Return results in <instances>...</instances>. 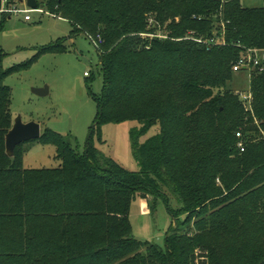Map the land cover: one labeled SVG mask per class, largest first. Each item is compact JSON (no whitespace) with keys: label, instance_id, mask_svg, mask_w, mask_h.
Here are the masks:
<instances>
[{"label":"trees","instance_id":"obj_1","mask_svg":"<svg viewBox=\"0 0 264 264\" xmlns=\"http://www.w3.org/2000/svg\"><path fill=\"white\" fill-rule=\"evenodd\" d=\"M36 3L69 22V39L83 35L94 45L102 91L93 97L97 113L83 153L45 129L34 142L52 145L59 166L24 169L21 145L5 155L12 93L4 79L32 61L6 71L0 65V264H195L196 252L205 264H264V73L251 74L252 113L227 88L243 51L264 47V6ZM65 42L37 56L64 53ZM131 121L139 125L129 133L136 173L92 143L94 132L101 141L100 126ZM155 125L159 132L139 142ZM165 191L180 208L169 212L174 224L161 248L132 237L129 211L136 199L166 201Z\"/></svg>","mask_w":264,"mask_h":264},{"label":"rangeland","instance_id":"obj_2","mask_svg":"<svg viewBox=\"0 0 264 264\" xmlns=\"http://www.w3.org/2000/svg\"><path fill=\"white\" fill-rule=\"evenodd\" d=\"M240 4L245 8L264 6L262 0H240ZM18 7L22 8V5ZM41 10L43 13L33 10L28 23L23 21V15H18L5 19L1 25L2 70L32 61L26 69L14 72L4 79V84L12 93L10 114L12 120L19 116L23 123H38L41 133L48 129L66 137L75 151L82 154L97 113L93 97H99L102 91L98 54L87 37L78 35L69 39L72 28L67 20L52 14L50 16L43 8ZM156 25L159 29L160 24ZM141 38L146 37L142 35ZM61 39L66 40L64 53L37 56L38 49ZM43 87L48 89L45 96L38 97L31 93L32 89ZM227 88L235 95L248 91V75L233 74ZM138 127V123L134 121L104 124L100 126L101 141H98L97 132H94L92 143L99 152L124 170L136 173L140 168L131 152L129 133ZM158 132V125L151 127L139 142ZM260 135L264 139V131ZM21 148L24 151V169H54L59 166L54 158L55 148L52 145L32 141L22 144ZM163 193L166 201L156 198L153 202L150 196L136 199L131 203L129 211L132 237L161 248L164 246L166 232L174 224L169 212L180 208L176 199L170 197L166 191ZM152 202L154 209L150 212L148 204ZM184 218L185 215H179L177 221L180 223ZM205 263L206 259L199 257L196 252L195 264Z\"/></svg>","mask_w":264,"mask_h":264},{"label":"built area","instance_id":"obj_3","mask_svg":"<svg viewBox=\"0 0 264 264\" xmlns=\"http://www.w3.org/2000/svg\"><path fill=\"white\" fill-rule=\"evenodd\" d=\"M20 5H22V8L18 7ZM33 10L43 13L41 9L29 8L26 4V0H22L21 3L17 0H0V21L2 19H10L11 16L23 15V21L28 23L31 21L30 14ZM151 22L152 21H149V23ZM156 37L163 38L164 36L157 35ZM197 42H200V40H197ZM211 43H213L212 40ZM231 70L234 74L245 73L248 75L249 81L252 72L255 71L259 74L264 73V47L245 49L241 57L234 63ZM237 95L245 111L252 113V97L250 91H244L242 93H238ZM236 137L240 138V133H236ZM237 148L240 152H243L244 150L241 142L237 144Z\"/></svg>","mask_w":264,"mask_h":264},{"label":"water","instance_id":"obj_4","mask_svg":"<svg viewBox=\"0 0 264 264\" xmlns=\"http://www.w3.org/2000/svg\"><path fill=\"white\" fill-rule=\"evenodd\" d=\"M22 2V0H17ZM26 4L31 9L37 8L36 0H26ZM47 87L32 89L31 93L38 97H43L47 94ZM41 137L40 125L35 122L23 123L18 116L12 120L10 129L7 131L4 137V149L5 155L8 158H12L14 150L17 146L27 142L37 141Z\"/></svg>","mask_w":264,"mask_h":264}]
</instances>
